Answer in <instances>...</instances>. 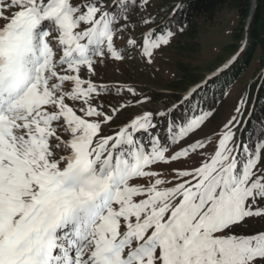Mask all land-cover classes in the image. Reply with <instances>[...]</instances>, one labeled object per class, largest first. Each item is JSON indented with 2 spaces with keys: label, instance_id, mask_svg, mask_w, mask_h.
I'll return each instance as SVG.
<instances>
[{
  "label": "snow or ice",
  "instance_id": "6c2138e0",
  "mask_svg": "<svg viewBox=\"0 0 264 264\" xmlns=\"http://www.w3.org/2000/svg\"><path fill=\"white\" fill-rule=\"evenodd\" d=\"M148 6L0 0V264H264V121L240 139L241 97L186 143L211 115L197 97L239 53L164 109L100 75L151 64L184 31H157Z\"/></svg>",
  "mask_w": 264,
  "mask_h": 264
},
{
  "label": "rangeland",
  "instance_id": "374dc122",
  "mask_svg": "<svg viewBox=\"0 0 264 264\" xmlns=\"http://www.w3.org/2000/svg\"><path fill=\"white\" fill-rule=\"evenodd\" d=\"M181 0H149L147 12L159 23L162 17L167 16L170 5H175ZM239 17L235 8L226 7L219 11L212 19L199 22L194 38L177 34L168 46L162 47L155 53L151 64L139 56L123 64H109L100 70V75L109 83L122 82L133 85L141 92L151 97V103L144 107L147 109H164L170 107L185 90L201 82L208 74L237 53L247 48V36L241 41L237 40L239 30ZM138 36L140 31L137 30ZM231 45H237L236 50H231ZM263 53L258 50L247 72L239 81L231 86L225 98L215 110L214 114L204 123L189 141L206 139L222 129L223 125L234 115V109L241 97L247 100V119L250 103L254 93L249 92L251 83L258 78L264 66L260 59ZM188 75L196 81H187L178 84L177 79ZM115 103V100L113 101ZM141 111L139 106L128 109L124 115L130 116ZM242 132V131H241ZM241 132H238L240 137ZM211 149H209L210 151ZM254 228L262 227V222H250Z\"/></svg>",
  "mask_w": 264,
  "mask_h": 264
},
{
  "label": "trees",
  "instance_id": "16d2710c",
  "mask_svg": "<svg viewBox=\"0 0 264 264\" xmlns=\"http://www.w3.org/2000/svg\"><path fill=\"white\" fill-rule=\"evenodd\" d=\"M177 4L181 5L179 11L174 8ZM175 5L169 6L167 16L162 17L158 23L157 31L174 18L175 22L185 26L184 31L178 34L193 39L199 22L208 21L219 11L231 7L237 10L239 17V30L241 33L236 35L237 40L241 41L246 35L249 42L247 48L240 52L229 69L225 70L218 79L210 82L204 92L197 97L199 108L196 114H199L200 109L209 111L211 112L209 119L225 98L227 90L235 85L247 72L258 50L263 53L260 62L264 66V0H181ZM250 17L251 20L248 26ZM230 47L232 51L237 49V45H231ZM187 78H189L187 80L189 82L197 80H191L190 76L184 74V76L177 79L178 84L185 83ZM248 90L254 93V98L249 104L247 124L240 134V139L244 142L249 141L250 133L252 139L256 138L257 129H254L253 126L254 124L259 126L260 122L264 121V70L251 83Z\"/></svg>",
  "mask_w": 264,
  "mask_h": 264
},
{
  "label": "water",
  "instance_id": "95a60500",
  "mask_svg": "<svg viewBox=\"0 0 264 264\" xmlns=\"http://www.w3.org/2000/svg\"><path fill=\"white\" fill-rule=\"evenodd\" d=\"M254 1H255V0H254ZM250 20H251V17H250V19H249L248 26H249Z\"/></svg>",
  "mask_w": 264,
  "mask_h": 264
}]
</instances>
